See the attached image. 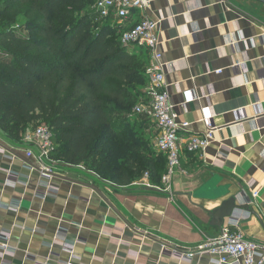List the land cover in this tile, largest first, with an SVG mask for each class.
Returning a JSON list of instances; mask_svg holds the SVG:
<instances>
[{
  "label": "crops",
  "instance_id": "0c3cea01",
  "mask_svg": "<svg viewBox=\"0 0 264 264\" xmlns=\"http://www.w3.org/2000/svg\"><path fill=\"white\" fill-rule=\"evenodd\" d=\"M144 19L158 23L178 121L198 134L199 119L209 117L214 142L182 155L165 193L54 161L44 177L25 155L36 148L0 131V264H216L187 254L219 236L208 213L232 197L257 218L236 211L225 225L237 222L244 237L264 243V24L231 0H152L124 21L109 20L121 33ZM186 99L195 100L183 107ZM128 118L153 147L150 120Z\"/></svg>",
  "mask_w": 264,
  "mask_h": 264
},
{
  "label": "trees",
  "instance_id": "16d2710c",
  "mask_svg": "<svg viewBox=\"0 0 264 264\" xmlns=\"http://www.w3.org/2000/svg\"><path fill=\"white\" fill-rule=\"evenodd\" d=\"M96 1L0 0V131L19 143L44 124L51 161L120 187L148 173L158 186L166 157L128 118L147 84V53L121 45Z\"/></svg>",
  "mask_w": 264,
  "mask_h": 264
},
{
  "label": "built area",
  "instance_id": "2783aa9c",
  "mask_svg": "<svg viewBox=\"0 0 264 264\" xmlns=\"http://www.w3.org/2000/svg\"><path fill=\"white\" fill-rule=\"evenodd\" d=\"M151 1L97 0L94 11L103 21L111 16L124 21L132 12L147 9ZM157 25L158 23L155 21L141 20L121 32L119 41L123 47L142 49L147 53L148 60L145 68L147 84L143 90L144 101L135 106L131 116H144L150 120L156 133L153 149L166 157L165 172L161 176L160 186L151 185L148 173H144L131 186L170 193L173 176L181 171L182 155L185 153L203 154L214 142L217 129L212 126L211 119L206 116H202L198 121L203 125V130L198 134L191 133L190 123L178 121V116L170 103V96L164 80V68L168 65L162 61L160 47L163 43L159 41ZM239 65V62H236L233 68L235 69ZM216 73L218 74L219 71ZM194 100L186 99L182 106L185 107ZM21 142L36 148L35 155L31 150H27L25 155L27 158L34 157L42 175L50 178L52 171L49 164L53 161L49 158L52 145L48 128L38 126L35 129H29L23 133ZM79 168L84 170L81 166ZM258 195V190L252 192L253 199H256ZM1 246L3 249H7V244L1 243ZM196 252L205 253L216 264H264V243L244 237L237 222L225 225L218 237L202 248L189 251L187 256L191 257ZM66 264H74V262L69 260Z\"/></svg>",
  "mask_w": 264,
  "mask_h": 264
},
{
  "label": "water",
  "instance_id": "95a60500",
  "mask_svg": "<svg viewBox=\"0 0 264 264\" xmlns=\"http://www.w3.org/2000/svg\"><path fill=\"white\" fill-rule=\"evenodd\" d=\"M261 6H264V0H251ZM236 211H246L257 218L254 211L247 205H237L234 197L224 201L219 208L210 211L208 217L210 218V225L217 229L222 230L225 222L230 220Z\"/></svg>",
  "mask_w": 264,
  "mask_h": 264
},
{
  "label": "rangeland",
  "instance_id": "374dc122",
  "mask_svg": "<svg viewBox=\"0 0 264 264\" xmlns=\"http://www.w3.org/2000/svg\"><path fill=\"white\" fill-rule=\"evenodd\" d=\"M237 4L245 13L250 16H253L257 21L264 24V6L255 4L251 1L245 0V2H239L238 0H231ZM15 28L22 27L21 23H17ZM1 53V52H0ZM39 126H46L44 124H40ZM56 163L65 164L62 161L55 160Z\"/></svg>",
  "mask_w": 264,
  "mask_h": 264
}]
</instances>
